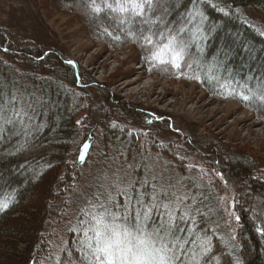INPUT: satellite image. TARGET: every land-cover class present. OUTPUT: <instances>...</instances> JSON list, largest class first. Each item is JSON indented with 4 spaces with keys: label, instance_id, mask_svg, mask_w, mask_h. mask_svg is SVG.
Masks as SVG:
<instances>
[{
    "label": "trees",
    "instance_id": "obj_1",
    "mask_svg": "<svg viewBox=\"0 0 264 264\" xmlns=\"http://www.w3.org/2000/svg\"><path fill=\"white\" fill-rule=\"evenodd\" d=\"M32 2L48 15H67L94 44L109 51L131 47L146 72L195 84L209 98L233 100L264 123V104L251 96V92L259 94L264 86V32L247 22L242 14L246 7L264 11V0ZM93 3L100 12L92 10ZM121 8L125 10L120 11ZM173 37L175 41L170 47L183 49L179 68L171 64L170 50L163 52L168 63L152 59ZM4 41L0 29V43ZM4 48L9 62L0 61V205L7 204V207H0V264H42L41 260L50 252L47 228L55 208L53 199L60 192L61 169H70L73 164L82 166L89 157L90 149H87L83 159L70 163L74 145L82 135L78 117L86 110L87 103L84 94L74 87L79 74L67 62L18 43ZM25 74L31 75L23 78ZM103 91L106 95V90ZM241 95H249L250 100L243 101ZM109 98L107 94L104 99L111 111L113 102ZM110 111L105 118L108 123H101L100 129L103 139L111 141L117 151L119 144L126 140V132L119 126L114 127ZM121 112L137 118L128 106ZM147 119L151 116H143L139 121L147 123ZM135 139L132 134L126 141L129 152L126 151L125 159L131 158L130 164L124 162L125 169L129 165L132 170V160L141 152ZM216 145L214 141L209 142L207 150L215 153L219 147L225 148L224 145L216 148ZM82 150L80 143L76 153L81 154ZM159 151L173 161L175 154L170 149ZM227 152L230 151L223 149L222 170L238 180H246L248 185L243 187L249 190L245 205L239 209L238 238L234 242L221 233L216 221L222 218L219 207L213 211L212 204L198 193H189L184 199L188 206L187 219H181L183 207L175 215V234L180 237L184 252L182 264H264V223L260 221L264 218V184L255 179L250 154L241 149L236 155ZM136 177L138 186L143 177L141 173ZM68 178L69 173L65 174V179ZM130 193L129 207L137 211L139 205L133 202L137 193L134 183ZM146 193L147 206L150 202ZM254 200L259 208L254 207ZM124 203V199L119 201L121 207ZM160 222L155 212L146 221L149 227ZM93 224L86 218L68 232L55 264H90L91 250L87 244L94 235L90 230ZM202 242H210V253L203 252Z\"/></svg>",
    "mask_w": 264,
    "mask_h": 264
},
{
    "label": "rangeland",
    "instance_id": "obj_2",
    "mask_svg": "<svg viewBox=\"0 0 264 264\" xmlns=\"http://www.w3.org/2000/svg\"><path fill=\"white\" fill-rule=\"evenodd\" d=\"M46 13L32 0H0V29L5 36L4 43H0L1 63L9 62L4 47L13 43L40 49L44 55L54 54L79 74L74 87L84 94L87 103L78 117L82 135L74 145L70 163L80 159L81 154L76 153L80 143L89 145V157L82 166L73 164L71 167L75 169L70 166L61 169L60 192L53 199L55 208L47 228L50 252L41 263L55 264L68 232L86 218L95 223L92 217L103 211L101 204L108 205L109 195L114 198L111 210L124 211L119 201L124 199V205L129 206L127 199L133 183L137 191L134 203L142 198L146 206L147 192L150 203L153 195L157 202L172 201L176 211L184 208L183 216L188 213L184 199L189 193H198L212 204L213 211L221 209L222 218H216L221 233L236 242L239 209L245 205L249 192L243 186L248 183L224 173L222 152L227 149L229 155H236L241 149L250 154L254 178L264 184V123L233 100L209 98L195 84L146 72L131 47L109 51L94 44L67 15ZM242 14L247 22L264 32V11L246 7ZM103 89L113 102L109 111L114 127L126 132V140L117 151L111 141L103 139L100 129L101 123H108L105 118L109 113ZM37 98L42 99L39 95ZM126 106L137 118L121 112ZM143 116L151 119L141 123L139 119ZM132 134L142 153L134 156L131 170L129 165L125 169L124 162L130 164L131 157L126 160L125 156L129 152L126 141ZM211 141L217 143L216 148L219 145L225 148L221 146L210 153L206 145ZM163 148L175 154L173 161L159 151ZM140 173L143 178L137 186L135 179ZM253 205L259 208L255 200ZM260 221L264 223V218Z\"/></svg>",
    "mask_w": 264,
    "mask_h": 264
},
{
    "label": "snow or ice",
    "instance_id": "obj_3",
    "mask_svg": "<svg viewBox=\"0 0 264 264\" xmlns=\"http://www.w3.org/2000/svg\"><path fill=\"white\" fill-rule=\"evenodd\" d=\"M135 7L140 8L141 5H135ZM92 10L101 11L100 8L95 7L94 3ZM124 10L120 9V11ZM174 41L175 38H171L163 49L153 54L152 59L161 64L168 63L169 61L164 59L163 52L170 50L172 53L170 62L174 67L179 68V61L183 59V49L176 50L175 47H170ZM149 43H151L150 39ZM68 63L71 64L72 61ZM251 96L264 104V86L261 87L259 94L251 92ZM241 99L249 101L250 96L241 95ZM88 147L87 143L83 145L81 159L84 158V151ZM113 203L114 198L109 195L108 205L101 204L103 211L92 217L95 223L90 230L94 235L89 237L87 244V248L91 250L90 264H182L184 252L180 237L175 234L176 209L172 207V201L166 204L157 202V197L153 195L152 203L147 206H144L142 198L137 200L136 203L139 205L137 211H133L129 206H122L123 213L112 211L110 205ZM0 207H7V204ZM153 212L160 217L161 222L155 227H149L146 221L151 220ZM181 219H187V214L185 213ZM178 230L184 231V229ZM169 237L174 241L173 243H170ZM202 244L205 254L212 251L210 242H202ZM178 252L180 255L177 254Z\"/></svg>",
    "mask_w": 264,
    "mask_h": 264
}]
</instances>
